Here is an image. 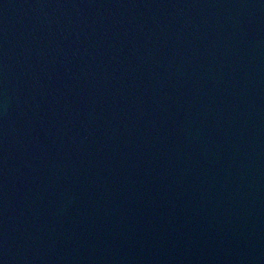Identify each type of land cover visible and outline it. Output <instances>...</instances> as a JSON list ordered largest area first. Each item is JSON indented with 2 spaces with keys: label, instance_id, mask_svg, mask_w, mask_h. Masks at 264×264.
I'll use <instances>...</instances> for the list:
<instances>
[{
  "label": "water",
  "instance_id": "water-1",
  "mask_svg": "<svg viewBox=\"0 0 264 264\" xmlns=\"http://www.w3.org/2000/svg\"><path fill=\"white\" fill-rule=\"evenodd\" d=\"M0 264H264V0H0Z\"/></svg>",
  "mask_w": 264,
  "mask_h": 264
}]
</instances>
